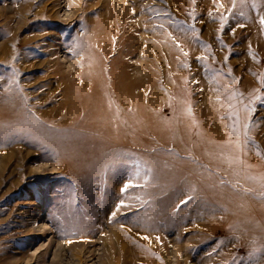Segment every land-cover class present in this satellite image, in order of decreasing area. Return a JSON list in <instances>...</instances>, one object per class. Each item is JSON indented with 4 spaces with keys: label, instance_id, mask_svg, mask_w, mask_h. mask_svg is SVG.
Wrapping results in <instances>:
<instances>
[{
    "label": "rangeland",
    "instance_id": "rangeland-1",
    "mask_svg": "<svg viewBox=\"0 0 264 264\" xmlns=\"http://www.w3.org/2000/svg\"><path fill=\"white\" fill-rule=\"evenodd\" d=\"M117 1L0 0V264H264V0Z\"/></svg>",
    "mask_w": 264,
    "mask_h": 264
},
{
    "label": "bare ground",
    "instance_id": "bare-ground-1",
    "mask_svg": "<svg viewBox=\"0 0 264 264\" xmlns=\"http://www.w3.org/2000/svg\"><path fill=\"white\" fill-rule=\"evenodd\" d=\"M124 1H128V0H118L117 1V4L121 5L122 9H124V5H123ZM131 9H133V8H131ZM91 108L94 110L93 111V114L95 115L94 120L95 121L100 120V122L102 123L101 126L104 129H106V130L111 129L110 126H108L110 124L113 126L115 125L116 126L115 128H120V126L123 125V121L125 119L117 118V116H116V115H118L116 113L118 107L110 109L111 107L104 104V102L102 101V102L94 103V105H92ZM118 110H120V109H118ZM146 115L147 116L144 117V119L148 123L150 115L149 114H146ZM125 122L127 123L128 120H125ZM149 125H150V122L147 124V126L149 127ZM113 126H111L112 129H113ZM123 136L124 137H122V138H124V139H127L129 137V135L128 136L123 135ZM249 153H250V150H249ZM241 157L242 158H239V155L232 153V154L227 155V156H223V157L220 156L219 159L216 160V162H217V164H219V166L223 170H225V172L227 173V176L232 180V181L230 180L232 183L238 182L240 184L251 185V187L252 186H254V187L259 186L258 185L259 181L264 183V172H261V171L258 172L256 170V168H253L254 160L252 159V154L248 155V157H246V156H241ZM223 158H224V161H221V159H223ZM260 159H261V161H260L261 165L264 166V159H262V158H260ZM240 164H242V165H240ZM247 170H249L251 173H248ZM233 206H234V208H238V206H240V205H236L234 203ZM240 207H242V206H240ZM236 213H238L240 215L243 214V212L241 210H238L237 212L232 213V216H234Z\"/></svg>",
    "mask_w": 264,
    "mask_h": 264
},
{
    "label": "snow or ice",
    "instance_id": "snow-or-ice-1",
    "mask_svg": "<svg viewBox=\"0 0 264 264\" xmlns=\"http://www.w3.org/2000/svg\"><path fill=\"white\" fill-rule=\"evenodd\" d=\"M233 3H235V0H233ZM260 23L261 24H264V17H261L260 18ZM129 187H135L134 185H131V184H128V185H125V187L122 189V191L124 192H127ZM187 201H183L182 203H186ZM122 206H126V205H122Z\"/></svg>",
    "mask_w": 264,
    "mask_h": 264
}]
</instances>
